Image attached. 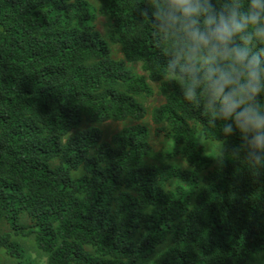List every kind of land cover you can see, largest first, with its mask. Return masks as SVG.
Returning <instances> with one entry per match:
<instances>
[{"label": "trees", "instance_id": "obj_1", "mask_svg": "<svg viewBox=\"0 0 264 264\" xmlns=\"http://www.w3.org/2000/svg\"><path fill=\"white\" fill-rule=\"evenodd\" d=\"M143 3L0 0V251L14 264H38L29 240L47 264H264V169L166 75Z\"/></svg>", "mask_w": 264, "mask_h": 264}, {"label": "clouds", "instance_id": "obj_2", "mask_svg": "<svg viewBox=\"0 0 264 264\" xmlns=\"http://www.w3.org/2000/svg\"><path fill=\"white\" fill-rule=\"evenodd\" d=\"M141 14L164 42L166 75L242 143L232 156L264 169V0H144ZM222 156L218 159L222 160Z\"/></svg>", "mask_w": 264, "mask_h": 264}, {"label": "rangeland", "instance_id": "obj_3", "mask_svg": "<svg viewBox=\"0 0 264 264\" xmlns=\"http://www.w3.org/2000/svg\"><path fill=\"white\" fill-rule=\"evenodd\" d=\"M213 144H209V148L212 147ZM27 247L30 248V254H31V258L34 259L38 264H47L46 263V258L45 257H39L38 256V253L33 249V243L31 240H29L27 243H26ZM0 256L2 257L3 259V264H14V262H12L11 260H9V258L6 257L5 253L3 251H0Z\"/></svg>", "mask_w": 264, "mask_h": 264}]
</instances>
